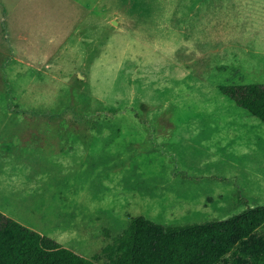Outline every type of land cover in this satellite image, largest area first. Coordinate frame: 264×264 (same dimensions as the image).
<instances>
[{
	"label": "rangeland",
	"instance_id": "374dc122",
	"mask_svg": "<svg viewBox=\"0 0 264 264\" xmlns=\"http://www.w3.org/2000/svg\"><path fill=\"white\" fill-rule=\"evenodd\" d=\"M251 83L264 0H0V212L91 258L264 205V122L220 90Z\"/></svg>",
	"mask_w": 264,
	"mask_h": 264
},
{
	"label": "trees",
	"instance_id": "16d2710c",
	"mask_svg": "<svg viewBox=\"0 0 264 264\" xmlns=\"http://www.w3.org/2000/svg\"><path fill=\"white\" fill-rule=\"evenodd\" d=\"M221 92L264 122V83L227 85ZM264 227V205L248 206L232 217L166 225L143 215L100 253L87 258L0 212V264H217L234 253L235 242ZM248 264H264V244L243 252Z\"/></svg>",
	"mask_w": 264,
	"mask_h": 264
},
{
	"label": "crops",
	"instance_id": "0c3cea01",
	"mask_svg": "<svg viewBox=\"0 0 264 264\" xmlns=\"http://www.w3.org/2000/svg\"><path fill=\"white\" fill-rule=\"evenodd\" d=\"M68 135H70V134H68ZM9 217V216H8ZM11 218V217H10ZM13 219V218H12ZM20 223V222H19ZM30 228V227H29ZM34 230V229H33ZM36 231V230H35ZM40 233V232H39ZM42 234V233H41ZM43 235V234H42Z\"/></svg>",
	"mask_w": 264,
	"mask_h": 264
}]
</instances>
